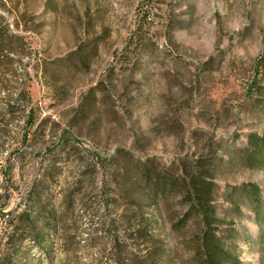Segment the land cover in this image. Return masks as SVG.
Here are the masks:
<instances>
[{"label":"rangeland","instance_id":"374dc122","mask_svg":"<svg viewBox=\"0 0 264 264\" xmlns=\"http://www.w3.org/2000/svg\"><path fill=\"white\" fill-rule=\"evenodd\" d=\"M0 36L23 91L0 126L6 210L34 182L56 208L80 189L67 235L91 236L72 241L80 264L107 262L115 232L144 251L122 234L139 221L163 264H206L202 226L179 224L188 188L204 186L213 264H264V143L251 137H264V0H4ZM19 250V264H49L31 240Z\"/></svg>","mask_w":264,"mask_h":264},{"label":"trees","instance_id":"16d2710c","mask_svg":"<svg viewBox=\"0 0 264 264\" xmlns=\"http://www.w3.org/2000/svg\"><path fill=\"white\" fill-rule=\"evenodd\" d=\"M0 5L4 7V0H0ZM10 52L8 51L3 37L0 36V89L4 90L2 98L0 97V126H7L6 117L14 113L13 106L18 104L20 97L23 94L22 90H17L11 85H16V78L10 74L8 67L12 59L8 58ZM260 66L264 67V59L261 61ZM17 90V94L13 95ZM31 111V109H30ZM30 116V113L28 117ZM27 122V128L31 129L32 123ZM26 137V136H25ZM254 139L261 140L264 143V137L262 139L251 136ZM261 159V158H260ZM263 162V160H260ZM2 162L0 160V166ZM95 165V164H94ZM0 182L4 184L7 182L5 174L0 173ZM251 187V186H250ZM154 195L157 196L160 193H164V182H155ZM252 190L255 191L256 188ZM103 186L98 188L100 196L104 193ZM189 191L186 195L191 197L193 202L187 209L185 218L179 222L180 225L186 226L187 221L191 218L202 226L201 236L203 239V248L205 250L206 264H213L217 251H221V247L215 237V223L214 210L210 204V200L207 198L210 195V190L204 186H195V188H188ZM48 190V189H47ZM209 190V191H208ZM3 191L2 185H0V198ZM14 191V190H13ZM107 195L106 193L102 196ZM60 203L56 208L50 202V195L48 191L39 190L38 186L34 182L25 196L19 200V203L13 209L6 210L7 204H0V264H19L18 253L21 244L26 239L31 240L32 243L43 249L46 260L49 264H54L52 255V244L49 237L55 234L59 227L60 244L63 247V252L59 264H80V261L74 256V251H71L72 241L75 245H79L80 242L92 241L90 234H87L86 240L82 239L78 233H75L73 238H68V224L71 219H74L72 215L76 208L85 209L86 202L85 197L81 194V190L69 191L63 193ZM251 203H258L257 196L252 193ZM190 216V218L187 217ZM76 223V220H74ZM111 221L108 223L110 224ZM114 223V222H112ZM178 224V223H177ZM178 224V225H179ZM122 234L126 236V239L140 240L147 247L144 251L133 252L130 247L125 244L124 238H119L116 232L110 236L109 244L110 250L107 262L104 264H124L125 259L133 264H163L164 259V247L162 241L156 237L149 230V226L144 221L134 222L133 225L127 226L123 224ZM176 225V224H175ZM112 228V227H111ZM100 230H96L94 233H99ZM134 234H131V233ZM58 233V232H57ZM122 235V236H123ZM134 235V236H132ZM130 249V250H129ZM105 257V256H104ZM208 262V263H207ZM91 264H102V262L95 259Z\"/></svg>","mask_w":264,"mask_h":264}]
</instances>
